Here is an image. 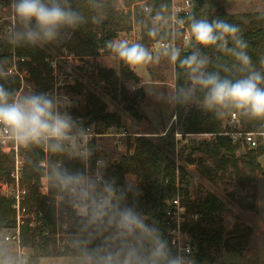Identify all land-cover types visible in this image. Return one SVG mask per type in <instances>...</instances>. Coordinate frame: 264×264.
Listing matches in <instances>:
<instances>
[{"label":"trees","instance_id":"1","mask_svg":"<svg viewBox=\"0 0 264 264\" xmlns=\"http://www.w3.org/2000/svg\"><path fill=\"white\" fill-rule=\"evenodd\" d=\"M195 1L196 6L190 16L208 20L224 19L239 26L244 40L248 43L246 51L251 57L252 66L255 70L264 72V65L261 64L264 60V12L229 13L216 6L214 0ZM114 2L115 0H70L72 7L79 11L87 22L76 29L62 30L58 39L48 42V46L45 44L13 46L9 42L10 39L0 37V65L6 69L11 64L8 50L12 49L15 55L26 59L23 63L24 78L35 86L33 93H42L51 79L50 68L45 61L49 56V47L57 51L65 48L80 58L96 56L97 49L101 47L105 53L113 52L108 47V43L113 40L117 31L128 29L130 26L128 13L124 14L116 9ZM147 3L148 12L136 15V22L142 27L140 43L145 47L149 42L170 38L165 29H159L157 38L149 35L150 29L154 27L150 25L149 16L158 13L165 16L170 10V0H147ZM93 17L98 22H93ZM62 35H64L63 38ZM192 51H199L208 57L210 61L208 71H219L222 66L230 67L235 63L233 57L219 51L215 46L202 48L195 44L186 50L181 49V56L188 55ZM118 63L116 72L112 68H105L94 62L89 70V77L94 85H102L109 90L112 97L118 95L124 109L129 111L135 119H140L142 115L137 107L143 98L142 89L139 87L129 93L124 90L126 81L139 82V77L120 58ZM173 67L174 115L177 128L180 129V138H175L176 128L173 126L154 139L138 135L133 138L131 152L121 154L111 164L108 172L117 187L126 188L129 185L125 180V174L136 176L137 182L131 184L134 186V191L128 193L127 202L123 203L134 207L135 211L142 214L148 223L158 227L167 242L169 236L163 219L164 207L166 201L178 193L181 204L185 206L187 214L190 215V218L182 222L181 227L183 230L190 228L189 235L196 248L195 264H210L212 262L211 251H217L223 245L224 232L220 214L226 209L225 203L212 192L207 191L202 197H198L194 191L189 192L183 184L185 172L176 164L172 153L183 140L182 145L191 146L190 151H192L189 152L187 161L189 164H194V169L199 174L211 180H222L230 176L232 172L237 186L244 188L248 182L253 180L256 173H263L258 158L264 153V143L248 148L240 140L232 142L228 135L222 134L224 130H232L231 127L225 126L230 113L238 112L234 110L223 112L218 118L215 112L203 106L204 93L201 90L196 89L187 100H178L176 93L181 88H189L191 80L187 71L181 68L178 62L173 63ZM224 74L221 72V75ZM246 74H233L232 78ZM0 83L14 93L18 87V81L14 78L0 79ZM83 86V80L75 81L71 91L80 94ZM85 104L88 108L85 113L93 120L108 125H120L118 114L107 112L105 102L95 93L89 92L86 95ZM238 118L244 130L264 131V120L250 119L240 113H238ZM194 134L208 135V138H195ZM42 145L25 148L22 172V184L27 189L23 204L29 211L34 212V217L32 224H30L29 217H24V222L20 226V243L30 249L28 263L32 264H36L39 258L51 256L56 249L60 248L54 237L56 221L65 220L68 225L65 243L60 253L81 256L80 248L76 244L81 221L70 205L71 198L66 193L52 187L49 180V196H43L39 192L44 177V170L38 164L43 159ZM195 151L199 153L196 159L192 156ZM11 166L12 155L0 152V181L8 180ZM53 166L67 169L72 173L83 172L82 164L69 156L65 150L57 153L50 149L47 178ZM60 195L64 198L56 211L54 197ZM11 205L12 199L0 194V231L14 226V210ZM249 230L248 227L237 229L233 234L230 247L234 250L241 249L250 233ZM89 239L92 240L88 245L90 248L101 243L99 238L89 236ZM0 249L4 251L1 236ZM170 249L173 254H176L174 249L171 247Z\"/></svg>","mask_w":264,"mask_h":264},{"label":"clouds","instance_id":"2","mask_svg":"<svg viewBox=\"0 0 264 264\" xmlns=\"http://www.w3.org/2000/svg\"><path fill=\"white\" fill-rule=\"evenodd\" d=\"M13 29L9 42L13 46H38L58 39L62 30L76 29L86 23L85 17L72 7L70 0H12ZM93 22H98L95 17ZM157 22L165 18L159 13ZM191 38L202 48L215 46L229 54L235 63L208 71L209 59L199 51L181 56V49L169 45L164 55L179 63L190 77L191 86L181 88L177 99L187 100L201 90L203 106L216 113L234 110L255 120H264V72L252 66L238 25L224 19L188 18ZM159 29L149 31L157 38ZM232 45L231 47L229 45ZM108 47L130 67L159 62L143 44L127 40L110 41ZM264 65V60L261 61ZM224 72V75H221ZM247 73L233 79V74ZM0 79L7 71L0 65ZM0 138L22 147L47 144L53 152H63L65 144L74 146L79 139L86 143L89 132L80 127L61 102L48 93L17 96L0 83ZM103 164L102 161L98 162ZM52 187L66 193L75 215L81 221L76 244L81 251L80 264H195L182 255L173 254L168 242L154 224L146 221L134 207L124 202L134 186L117 187L115 181L72 173L53 166L48 174ZM93 238L101 243L88 247ZM0 264L13 261L0 249Z\"/></svg>","mask_w":264,"mask_h":264},{"label":"built area","instance_id":"3","mask_svg":"<svg viewBox=\"0 0 264 264\" xmlns=\"http://www.w3.org/2000/svg\"><path fill=\"white\" fill-rule=\"evenodd\" d=\"M0 1L3 3L1 9L4 13L6 12L0 22V37L10 39L14 25L13 10L11 8L12 0ZM118 2V10L124 14L128 13L130 26L128 29L116 32L112 41L127 40L129 43H140L142 27L140 23L136 22V15L148 12L147 0H118ZM195 6V0H170V10L163 16L165 18L163 22L155 20L157 14L149 16L150 25L160 30H167L170 38L149 42L146 48L150 52L155 53L164 52V49L169 45L183 50L195 45L196 43L191 38L188 30V18L192 15ZM103 52L104 49L102 47L97 49V54H102ZM8 54L11 56V64L6 68L7 76L18 81V88L15 94L19 96L22 90L34 91L35 86L24 78L23 63L26 59L15 55L12 49L8 50ZM80 59L79 56L67 51L65 48H61V51L56 55L46 57L45 61L50 68L51 79L42 93H48L56 97L61 102V111H66L77 120L80 127L89 132V138L86 143H82L78 139L74 146L65 144L66 153L82 164L83 174L97 179L103 178L104 180L112 181L108 170H110L114 160L117 159L114 155L131 152L133 138L139 134L131 133L121 123L119 126H115L113 124L95 122L90 115L78 112L76 104L78 95L71 91L75 81L72 75H69L73 68H67L66 66L69 64L77 66L80 63ZM136 85V83H131L130 89L136 90L139 88ZM239 124L237 113L231 112L225 126L231 127L232 130H224L222 134L228 135L232 142L240 140L248 148H254L262 143L259 138L262 137L264 139V131L244 130L241 129ZM174 136L177 138V136H181V133L175 130ZM99 144L101 145L99 146ZM24 151L25 147L18 146L8 139L0 138V152L12 155V166L8 174V180L1 184L4 189L2 195L12 199L11 208L14 210V226L2 232L1 242L9 246L10 258L13 264H28L30 255L27 254L28 248L20 243V226L24 222V217L31 219L30 224H32L34 217V212L29 211L23 204L27 194V189L22 184ZM41 152L43 159L38 164L44 170V177L39 192L43 196H49L47 178L48 160L50 157L49 146L43 144ZM99 161H102L103 164H99ZM63 198L61 195L54 197L56 211H58ZM188 217L190 218V215L187 214L185 206L181 204L178 193L175 197L166 201L163 219L169 236L168 244L175 250L176 254L195 262V245L187 230H183L181 227L182 222L185 219L187 220ZM67 227L65 220L56 221L54 237L57 244L60 245V249L63 248L62 246L65 243Z\"/></svg>","mask_w":264,"mask_h":264},{"label":"rangeland","instance_id":"4","mask_svg":"<svg viewBox=\"0 0 264 264\" xmlns=\"http://www.w3.org/2000/svg\"><path fill=\"white\" fill-rule=\"evenodd\" d=\"M214 4L229 13L253 11L264 12V0H214ZM1 6H3V3L0 1V22L6 15V12L4 13ZM114 6L118 9V0H115ZM63 37L64 35H62V38ZM45 45L48 46V43ZM60 51L61 48L59 51L51 47L48 48L49 56L56 55ZM153 56H159L158 63L154 60L153 63L148 65L131 67L136 68L138 73H140V68H144L142 73L148 78L147 80L163 81V84L145 83V103L141 106L139 105L141 101L139 102L140 99L138 100L139 104L137 110L138 112H141L143 109L142 112L144 111L149 117L148 124L144 122V120H141V118L139 120L135 119L129 111L124 109L123 103L119 100L118 95L112 97L109 90L102 87V85H94L89 77V70L94 62L102 67L112 68L117 72L119 57L114 52H103L92 58H90V56L82 57L77 66H72L70 64L67 66L65 65L67 68H73L69 75H72L74 81L83 80L84 82L81 93H77L78 98H76V104L78 112L86 114L85 112L88 108L85 104V98L89 92H92L105 102L107 112H116L118 117L119 115L121 116L122 122L120 121V123H122V126L126 127L131 133H138L139 135L143 134L142 136L154 139L156 136L161 135V133L166 131L164 130L162 132L168 122V128L173 126L176 128V131L180 133L174 115L173 63L164 55L163 51L155 52L153 53ZM131 83L137 84L138 82L128 80L124 83V90L128 93L133 91L130 89ZM33 92L34 91L28 92L22 90L19 96ZM126 118H128L129 121L127 120L125 122ZM95 122L99 121L95 120ZM239 125L241 129H244L241 124ZM178 138H180V136H177V139ZM195 138H208V135L197 136ZM259 141L262 142L260 144L264 143L262 137L259 138ZM181 142L184 143L183 140L180 141V144L177 145V149L172 153V157L176 164L185 172L183 179L185 187L189 192L194 191L198 197H202L207 191L212 192L221 199L226 206V209L220 214V217L224 232L223 239L226 238L227 244L225 246L222 245L217 251H211L210 256L212 257V262L210 264H264V153L258 158L263 173H256L251 182H248L244 188H240L233 179L232 172L230 173V176H226L222 180H211L199 174L194 169V164H189L187 161L189 152H192L190 151L191 146H187V144L183 146ZM100 145L101 144H99V146ZM198 155L199 153L196 151L192 154L194 159H196ZM114 156L119 158L120 154H115ZM214 172L217 174L216 171H213V173ZM124 176L129 184L137 182L135 175L127 173ZM2 182L3 181H0L1 195L4 191L1 184ZM124 202H127V200H124ZM245 227L250 229V233L243 246L241 249H232L230 244L234 232L239 228ZM5 230L0 231V236ZM2 245L5 254L10 257L9 246L4 243H2ZM60 251L61 249L59 248L58 250L56 249L51 256L39 258L36 264H80L81 256H72L71 254L62 255ZM27 254H31L29 248L27 249ZM28 264L32 263L29 262Z\"/></svg>","mask_w":264,"mask_h":264},{"label":"crops","instance_id":"5","mask_svg":"<svg viewBox=\"0 0 264 264\" xmlns=\"http://www.w3.org/2000/svg\"><path fill=\"white\" fill-rule=\"evenodd\" d=\"M135 72H136V74H137V76H139V82L137 83V85L142 89V91H143V100H141V103L139 104V105H141L142 106V104H144L145 103V99H146V93H145V91H144V85H145V83H147V82H150V83H161V84H163V81H160V80H147L148 78L146 77V76H144V74L142 73L143 71H144V68H140V73H138L137 72V70H136V68H132ZM143 110V109H142ZM142 110H141V112H139L141 115H142V117H141V120H144V122H146L147 124H148V122H149V117L144 113V111L142 112ZM119 117H120V121H121V116L119 115ZM129 121V119L128 118H126L125 119V122L126 121ZM139 120V119H138ZM122 122V121H121ZM122 124V123H121ZM168 126H169V122L165 125V128L162 130V132L164 131V130H166V128H168ZM153 130H155V129H153ZM156 131V130H155ZM138 134V133H137ZM154 134V133H153ZM162 134V133H161ZM143 135V134H142ZM147 135V134H146ZM190 136H192V135H190ZM194 137H197V136H204L203 134H194L193 135Z\"/></svg>","mask_w":264,"mask_h":264},{"label":"water","instance_id":"6","mask_svg":"<svg viewBox=\"0 0 264 264\" xmlns=\"http://www.w3.org/2000/svg\"><path fill=\"white\" fill-rule=\"evenodd\" d=\"M116 161V159L114 160V162ZM188 233H190V228L187 230ZM227 244V240L226 238L223 239V246H225Z\"/></svg>","mask_w":264,"mask_h":264}]
</instances>
